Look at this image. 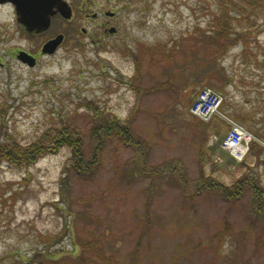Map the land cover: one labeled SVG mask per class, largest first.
Masks as SVG:
<instances>
[{
    "label": "rangeland",
    "instance_id": "1",
    "mask_svg": "<svg viewBox=\"0 0 264 264\" xmlns=\"http://www.w3.org/2000/svg\"><path fill=\"white\" fill-rule=\"evenodd\" d=\"M88 1L92 12L119 13L117 35L85 37L80 27L91 24L76 30L56 18L32 37L0 5V144L25 147L66 125L93 162L89 174L77 172L67 146L30 166L0 160V264H264V210L253 191L234 202L196 195L203 149L209 179L232 184L249 171L222 149L224 122L209 124L206 137L190 113L216 83L223 106L257 105L247 116L264 126V0L256 10L232 0L244 14L232 13L236 32L224 39L212 38L210 24L221 0ZM59 32L66 42L42 57ZM19 50L39 66H24ZM206 67L215 71L209 84ZM98 110L126 123L134 144L101 130ZM253 170L264 189V165Z\"/></svg>",
    "mask_w": 264,
    "mask_h": 264
},
{
    "label": "trees",
    "instance_id": "2",
    "mask_svg": "<svg viewBox=\"0 0 264 264\" xmlns=\"http://www.w3.org/2000/svg\"><path fill=\"white\" fill-rule=\"evenodd\" d=\"M242 3L246 6L248 5L252 9H258V1L262 0H241ZM220 5V13L218 17L212 21L211 24V31L215 35L212 38H228V36H231V34L236 32V27L234 25L233 19H237L232 17V13L234 11H239V14H244V8L240 7L235 1L232 0H221L219 2ZM233 18V19H232ZM252 23V22H250ZM216 31H215V30ZM220 48V47H219ZM218 48V49H219ZM220 51V50H219ZM212 56L208 57L207 59L212 60V62H217L221 56L218 55V52L212 51ZM221 55V53H220ZM207 68V67H206ZM214 69L207 68L202 74H200V77H202L203 82H207L208 84L210 81L215 80L214 76ZM228 78V77H227ZM214 86H217V90L220 89L222 86L216 85V83H213ZM92 111V108L90 109ZM97 118L100 119L101 122L99 123V126H101V130H103L106 134H117L119 137H122L125 140V143L129 145L134 144V138L131 135L130 129L127 124L122 123L121 121H109V120H103L101 119L102 116H104V113L96 111ZM214 123H212L213 125ZM204 127H207L205 129V136H210L209 132L212 129V127L209 124H203ZM66 128H54L53 132L45 133L40 139L35 141L34 143L27 145L25 147L21 146V144L16 140L8 139L6 143L0 144V160L1 159H7L8 163H12L13 165H25L30 166L35 164L38 160L46 157L47 155L54 154L57 149L67 146L72 149L73 151V160H75V163L73 164L74 169L79 172L81 171L82 174H89L90 167H93V162H85L87 159L85 158L84 154V142L83 137L77 133L76 131H71V128H68L66 125L64 126ZM208 142L206 139L205 144ZM137 149L140 144H136ZM199 161L203 166V171L201 173V179L198 182L199 186L201 187L198 190V193L196 195H200V191L203 189L207 191H212L217 194H219L222 199H224L227 202H234V201H240L243 196L245 195V192L248 189H251L253 193L256 195L257 200V210L259 214L262 213L264 210V205L261 203V194L264 192V189L261 187L260 181L258 184L256 183V180L253 178L252 174L254 172L253 166L256 164L258 165H264V147L261 146L258 143H253L251 147V152L248 158L241 164L238 165L244 171H249L239 180H236L232 184H229L225 181H221L215 178H208L205 174V167H206V161L204 160V157L207 156L206 151L203 149L200 151L199 155ZM251 160V161H250ZM146 171V170H145ZM80 173V172H79ZM174 174H177L176 172H173ZM248 174V176H247ZM249 174L251 175V178L249 177ZM176 175V176H177ZM180 178L183 180L184 176L180 175ZM258 180V178H257ZM261 180V179H260ZM187 186V185H186ZM195 195V196H196ZM32 261V262H31ZM36 260H29L27 264H36ZM39 264V263H37Z\"/></svg>",
    "mask_w": 264,
    "mask_h": 264
},
{
    "label": "water",
    "instance_id": "3",
    "mask_svg": "<svg viewBox=\"0 0 264 264\" xmlns=\"http://www.w3.org/2000/svg\"><path fill=\"white\" fill-rule=\"evenodd\" d=\"M1 4L12 3L16 7L18 21L29 33H42L51 27L52 18L57 14L65 19H70L73 15L72 9L66 0H0ZM111 29V33L114 32ZM64 36L60 35L56 39L47 42L42 49L44 54H54L62 44ZM24 55V56H23ZM19 59L33 67L35 61L26 53H20Z\"/></svg>",
    "mask_w": 264,
    "mask_h": 264
},
{
    "label": "flooded vegetation",
    "instance_id": "4",
    "mask_svg": "<svg viewBox=\"0 0 264 264\" xmlns=\"http://www.w3.org/2000/svg\"><path fill=\"white\" fill-rule=\"evenodd\" d=\"M68 3H69V5L72 9V12H73V16L71 19H65L60 14H57L56 16L53 17V19L58 18V20L62 21V26L72 27L73 29L77 30L79 27V25H77V23L81 22V23L87 24L89 26L91 24L92 27L90 28V30H88L85 27V25L80 27L81 33L85 37L89 36L90 38H95V37L96 38H106L107 36L117 35L118 29L115 27V25L113 23L117 20L118 21L120 20L119 13L114 12V11L109 10V9H103L100 12H92L91 7L93 6V4L88 0H73V1H69ZM0 5H9L15 9L14 5L11 3H5V4L0 3ZM51 29H52V25L48 31H45L42 33H37V32L29 33L27 30L26 31L28 32L27 34H29V36L31 35L32 37H39V36L48 34ZM111 29H114L115 31L111 33L110 32ZM59 35L64 36V41H63V44H64L68 38V35L65 33H61V32L50 36L48 41L57 38ZM73 38H78V36L75 35ZM20 53L28 54L29 57H32L35 61L34 67H29V65L27 63H23L21 61L24 66L29 67L31 69L39 66V58L37 56H35L29 52H25V51L23 52V51L19 50V51H17L18 59H19ZM50 56H53V55H47V54L42 55V57H50Z\"/></svg>",
    "mask_w": 264,
    "mask_h": 264
},
{
    "label": "built area",
    "instance_id": "5",
    "mask_svg": "<svg viewBox=\"0 0 264 264\" xmlns=\"http://www.w3.org/2000/svg\"><path fill=\"white\" fill-rule=\"evenodd\" d=\"M224 98L216 91L205 88L191 107V114L196 118L210 122L213 118L222 119L229 126V132L223 142V149L238 163L248 156L255 137L241 124L222 113Z\"/></svg>",
    "mask_w": 264,
    "mask_h": 264
},
{
    "label": "crops",
    "instance_id": "6",
    "mask_svg": "<svg viewBox=\"0 0 264 264\" xmlns=\"http://www.w3.org/2000/svg\"><path fill=\"white\" fill-rule=\"evenodd\" d=\"M256 106L257 105L223 106V111L236 121L243 124L250 131H254V135L263 142L262 144H264V126L256 124L255 121H251L247 116L252 113Z\"/></svg>",
    "mask_w": 264,
    "mask_h": 264
}]
</instances>
